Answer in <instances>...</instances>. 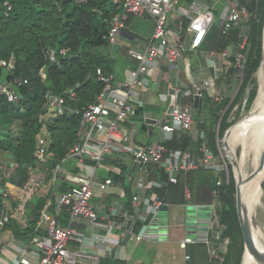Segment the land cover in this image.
Wrapping results in <instances>:
<instances>
[{
  "label": "built area",
  "instance_id": "1",
  "mask_svg": "<svg viewBox=\"0 0 264 264\" xmlns=\"http://www.w3.org/2000/svg\"><path fill=\"white\" fill-rule=\"evenodd\" d=\"M198 1L194 0L191 7L184 11L178 6L180 0H113L119 9L112 15L107 30L103 34V38L110 44L118 41L127 28V21L131 14L152 15L155 20L153 33L143 50L133 47L128 49L127 54L135 64L129 69L128 77L121 85L115 84L114 75L105 71L102 66L96 68L95 74L103 84L102 89L96 99L82 106L81 110L73 108L70 103L78 99L80 82L68 88L65 94L49 92L46 95L45 107L40 113V126L36 134L37 162L29 167L28 180L17 188L18 195L15 206L9 209L6 202L0 206V229H4L12 220H17L27 227L29 224L28 205L42 191L46 176L48 175L47 179L56 185L59 174L66 170L67 161L73 158L81 162L91 160L98 166L102 159L127 161L128 154L132 153L133 159L136 161L138 186L134 187L131 207L125 201L117 200L109 205L108 213H101L94 201L96 190L107 191L114 185L115 179L113 176H107L98 180L94 171L82 182L55 195V211L50 209L53 199H49L37 219V231L30 238L31 246L20 247L9 264H100L99 253L92 251L91 247L97 248L98 244L106 241L113 231L124 227L125 236L128 239L143 238V233L135 234L133 231L136 221L140 219L146 222L150 215L159 213L165 206V195L157 190V188H162L164 183L152 177L154 169L163 170L173 180L179 171L206 168L219 174L217 184L226 182L227 164L224 158L210 146L204 131L201 135L199 152L181 149L169 150L162 140H154L139 145V148L133 153L137 146L133 145L132 141L139 127L137 125L127 126L129 120L139 115L140 108L144 106V100L138 95V92L149 86L153 68L159 66L162 60L178 62L185 57L189 50L203 47L202 40L214 21V13L206 6L204 10L202 7V11L201 9L195 10L197 15L194 17L189 10L197 8L196 2ZM4 5L7 9L12 8V4L7 0ZM174 10L180 11L182 16L190 21L187 25L181 21L176 29L171 30L169 19ZM204 11L212 13V16L203 37L199 42H196L198 30L194 24ZM248 15L247 8L238 5L233 0L221 23V30L228 33ZM204 20H206L205 17L201 21ZM242 47H244V43ZM231 50L232 47L224 50L221 54L229 55ZM66 53V48L59 50L51 48L48 50V60L59 63L60 56L66 55ZM211 53L215 54L216 51L212 50ZM243 63L242 59L240 62L237 61L239 67ZM212 65L216 67L213 60ZM15 66L14 55L9 58H0V67L13 70ZM27 82V78L0 81V95H6L9 101L15 102L21 95L18 87ZM214 83V75L205 78L203 82H196L192 88L186 89L183 96L194 97L199 90L202 92L206 90L214 101L219 102L222 100V96L215 93ZM169 104L172 109L167 107L164 118L158 123L164 140L170 139L180 132H189L194 124L191 104L178 102L177 95L174 93L170 97ZM74 111L80 112L75 141L67 147L65 154L57 159L51 127ZM143 115L144 118L149 116L146 113ZM4 151L5 154H8V151ZM0 163V188L3 187L6 190L11 185L9 177L17 163L11 158L3 159ZM146 184V187L154 189L142 193L141 189ZM187 197H191L190 191H187ZM63 209L70 213V220L67 224H62L59 219V214ZM211 213L215 215L212 222L219 225L220 220L214 205H212ZM82 219L88 222V231H80L74 226L75 221ZM98 226L105 227L104 236L96 233L95 229ZM196 239L186 236L180 241V246L186 248L188 243L195 242ZM73 242H76L78 247H71L70 244ZM218 253L214 248L212 250L213 258H218ZM223 260L218 258L214 264H223Z\"/></svg>",
  "mask_w": 264,
  "mask_h": 264
},
{
  "label": "trees",
  "instance_id": "2",
  "mask_svg": "<svg viewBox=\"0 0 264 264\" xmlns=\"http://www.w3.org/2000/svg\"><path fill=\"white\" fill-rule=\"evenodd\" d=\"M5 1L0 0V58H9L14 55L16 66L13 70L0 67V81L27 78L28 82L18 87L22 97L20 96L15 102L9 101L6 95H0V150L8 151L10 158L17 163L9 180L16 186H21L30 176L29 167L37 162L36 134L40 126L39 116L45 107L47 91L65 94L68 88L80 82L78 99L70 102L73 108L80 110L82 106L94 101L101 91L103 84L97 79L95 72L98 66H102L108 72L105 65L109 63V59L98 51V47L110 44L103 38V34L107 30L112 15L119 7L113 0H7L12 4V8L7 9L4 5ZM234 1L240 6H245L249 12V19L246 22L249 30L246 33L247 40L244 45L246 49L244 62L250 65L246 75L247 81L252 79L262 61L257 15L264 12V0ZM131 16L133 14L129 16L127 23ZM189 21L185 18V25ZM240 24L231 28L228 33H224L218 24L213 23L206 32L202 45L217 52L236 45V36L241 35ZM231 41H234L233 44ZM51 48L67 49L66 55L60 56L59 63L48 60L47 54ZM90 48L93 50H89ZM237 58L236 51L231 50L229 59L236 63ZM235 70L236 67H233V71ZM244 89L245 86L239 89L235 100L242 96ZM204 94L210 102L211 115L206 136L210 146L218 153L216 123L221 106L209 98L207 92L203 91ZM141 112L142 108L139 113ZM79 116L80 112L74 111L52 125L57 159L61 158L67 147L75 141ZM15 121H20L21 126V134L17 138L13 136L14 131L7 129ZM230 124L227 117L221 120L218 131L220 136L224 135ZM162 142L169 150L193 151L189 133L175 135ZM201 169L206 168L195 170ZM206 170L213 172L210 169ZM184 177L186 178V175L182 174L180 177L182 181ZM159 179L164 183L162 188H157L162 195H165L166 191H179L184 186L181 180L179 183L171 180L166 172L161 173ZM122 184L125 187L128 206L131 207L133 197L131 184L125 181ZM219 188L224 194L223 210H220L222 214L219 213L221 237L230 239L228 255L224 257L223 264H242L243 246L237 260L233 262L235 245L231 235V221L227 217L228 213L238 216L234 200L235 180L233 179L229 185L223 183L221 187L217 185V180L198 182L191 199L200 204L211 203L216 198ZM62 190L65 188L62 187ZM46 202L47 197L37 195L29 203L28 215L31 226L23 232L17 226L19 235L26 237L35 232L34 222L41 215ZM61 214L63 219L67 220L69 214L65 209Z\"/></svg>",
  "mask_w": 264,
  "mask_h": 264
},
{
  "label": "crops",
  "instance_id": "3",
  "mask_svg": "<svg viewBox=\"0 0 264 264\" xmlns=\"http://www.w3.org/2000/svg\"><path fill=\"white\" fill-rule=\"evenodd\" d=\"M200 1L201 0L196 2L198 8H201L202 3ZM220 1L225 2V8L222 12H219L218 15L213 11V23L218 24L221 28V23L228 12L227 0H211V2L206 0L205 5L207 8L214 9L213 7ZM193 3L194 0H181L179 7L181 10L185 11L188 10L187 7L190 8ZM179 12L180 11L174 12L170 15L169 25L171 30L176 29L181 21L185 22L184 16ZM210 15V13L204 11L200 19L195 22L201 21L204 17L205 19L210 20ZM154 25V17L150 14L133 15L130 17L129 23H127V30H124L118 41L116 43L105 45L106 47L104 50L107 51L105 55L109 59V63H106L105 67L108 72L114 75L115 84L121 85L128 77L129 69L135 64L134 60L127 54L128 49L133 47L143 50L147 40L153 33ZM241 27L242 24L239 27L240 30ZM240 32H242V30ZM231 42L233 44L234 41ZM230 47L231 46L228 48ZM212 50L214 49H210L207 46L199 47L195 50H189L185 57L178 62L162 60L159 66L153 68L149 86L138 92V95L144 100L142 112L127 123V126L137 125L139 127L132 141L133 145H143L154 141L155 139L164 140L161 130L156 135V128L159 126V120L164 118L167 107H170L169 101L173 93L177 95L178 101L181 92L180 102L185 101L191 104L193 109L195 108L193 105L194 97L186 98L183 96V93L186 89L192 88L194 83H201L205 78L214 75V87L217 86L218 89H222L219 90L220 92L227 91L231 80H233L235 75L239 72V65L237 62L233 63L229 59L231 52L229 55L223 56L221 54L223 51H216L215 54H212ZM117 56H120L123 61H116ZM212 60L215 61L216 67L212 65ZM233 67H236L235 71H233ZM223 81H225V84L222 83ZM204 91L207 92L206 90ZM209 98L212 99L211 96ZM225 98L228 97L222 95V100ZM158 104H161L163 109V114L160 119L158 118V111L155 109ZM209 108L210 102L208 97L204 94L202 107L195 108L193 128L189 132H180L177 134V136L182 133H189L191 135L192 150L194 152H199L202 132L204 131L206 134V128H208L211 123ZM144 113L149 114L148 117H153L158 120L156 128L151 133L148 129L142 128V122L145 120ZM128 156L129 158L127 161L121 162L108 158L105 159V163L101 162L98 166H96V163L91 160L81 162L78 159H69L66 163V170L59 174L56 185H53L47 179V175L45 185L38 195L47 197L45 206L48 204L49 199L52 198L53 203L51 204L50 209L55 211L53 196L55 197L58 192L63 191L62 187L67 189L75 186L85 180L94 171L97 174L98 180L107 176H113L115 172H119L123 174L122 181L115 180L114 185L107 191L102 192L96 190L94 196V201L97 203V209L101 213L106 214L108 213L109 205L117 200H123L127 203L125 187L122 182L125 181L126 183L131 184L132 194L134 193V187L136 188L138 186L136 180V167L130 174H126L129 165L134 160L132 153H129ZM3 159H6L5 151L0 150V162ZM163 172V170L154 169L151 175L152 177L159 179L160 174ZM181 175V173L177 174L173 180L179 183ZM186 180V178L183 181L181 180L184 182V186L181 190L166 191L164 196L165 206L162 208L163 210L161 209L162 211L160 210L163 218L159 220L158 217H155L157 216V213L155 215H150L146 222L140 219L136 221L133 226V231L135 234L143 233V238L139 240L128 239L125 236V228L121 227L120 229L113 231L106 241L104 240L100 242L97 248L91 247L92 251H97L99 253L100 264H214L215 260L212 256V250L216 248L217 251L220 252L222 249L221 223L218 225L211 220L205 239H200L201 233L196 226L194 230L197 235L196 241L188 243L186 248L180 246V241L186 236H189V226L186 219L189 211L188 207L191 205H206L196 203L191 197H187V191H190V187ZM146 186L147 184L141 189L142 193L146 190L150 192L154 189ZM18 187L19 186L11 183L6 190H4L3 187L0 188V206H2V203L4 202L8 204L9 209H12L15 206L17 202ZM213 201L207 204L214 205L219 216V210ZM66 212L69 214L67 220L63 219L61 213L59 214V219L60 221L62 220V224H67L70 220V213L67 210ZM27 217L29 223L27 227H24V225L17 220H12L5 227L6 229H0V264H9L20 247L31 246L30 234L24 237L19 235L16 230L17 226L20 228L21 232L29 229L31 222L28 213ZM38 218H36L34 222L35 232L37 231L36 224ZM74 226L80 231H88L89 228L88 222L84 219L75 221ZM95 231L100 236H104L106 233V229L103 226H98ZM3 232H6L5 239H3ZM206 239L209 241H205ZM70 246L78 247L76 242L71 243ZM187 255H189V257H187Z\"/></svg>",
  "mask_w": 264,
  "mask_h": 264
},
{
  "label": "rangeland",
  "instance_id": "4",
  "mask_svg": "<svg viewBox=\"0 0 264 264\" xmlns=\"http://www.w3.org/2000/svg\"><path fill=\"white\" fill-rule=\"evenodd\" d=\"M211 2V0H207ZM214 1V0H213ZM201 8H193L194 10H189V12L194 15V17L197 15L195 10L201 9L202 7L203 10L206 9V0H201L200 1ZM233 2V0H227L228 6ZM204 3V4H203ZM180 4H178L179 6ZM189 9V7H187ZM186 8V9H187ZM214 9H211L215 13L222 12L225 8V2L220 1L219 3L216 4V6L213 7ZM178 12L177 10H174L171 12ZM180 13V12H179ZM249 19V16H246L243 18L242 22V27H241V35L236 36V45H232V50L236 51L238 54L239 60L238 62L244 60L246 58L245 56V48L242 47V44L247 40L245 38L247 31L249 30V26L247 25V20ZM257 22L259 23L258 25V38L260 41V46H261V57L262 61L264 59V12L259 13L257 15ZM198 22V21H197ZM196 23V22H195ZM241 25V24H240ZM106 46H100L98 47V51L106 54L107 51L104 50ZM89 50H93L90 48ZM118 55V54H114ZM123 61L120 56H117L116 61ZM261 61V64L257 71L253 74L252 79L246 81V75L247 72L250 70V65H247L245 62L243 63L242 66L239 67V72L235 75V78L231 80L230 86L228 87L226 92H220L217 86L215 87V93H218L220 96L224 95L225 100L223 102H217L219 106H221L220 110L218 111V120H217V127H216V141H217V151L221 157L224 158L226 164H227V169L228 172L226 173V185L231 184V181L234 179L235 184H236V191L234 193V200H235V206L236 210L238 213V207H237V190H238V179L237 176L235 175V170H234V163L236 160V163L239 165L240 168H242L245 172H252L254 170V165L253 161L254 158L257 156V158L261 161L262 156L264 155V142L260 140L259 138L256 139V133H246V134H239L238 139H231L230 140V146H231V151L234 152L235 155V160L232 158V156L229 154V151L226 148V145L224 143V135L220 136L218 131L219 127L221 124V120L224 117H227V121L230 122V126H233L235 123L240 121L244 116H246L253 107H255L256 102L260 96H264V89L262 88V76L264 75V62ZM262 65V66H261ZM150 77H152V73L150 74ZM225 84V81L222 82ZM244 93L238 100H235L236 95L241 87H244ZM218 89V90H217ZM51 92V90L47 91L46 95ZM156 111H158V118L160 119L162 116V106L161 104H158L155 107ZM195 108L192 109L193 115L195 112ZM195 116V115H194ZM10 128L9 130L14 131L13 136L15 138L19 137L21 134V126H20V121H15L12 123L10 126L7 127V129ZM228 128V129H229ZM160 131V126L156 128V135ZM156 140V139H155ZM254 140V141H253ZM7 159H10L9 154H5ZM261 158V159H260ZM184 174L186 175V181L190 184V191L193 192L195 190L196 184L199 182L203 181H211V180H218L219 174L215 171H209L206 169H201V170H182L179 171L178 174ZM225 177V175H224ZM190 179V180H189ZM259 183V187L257 190L256 195L254 196L253 199L250 200L249 204L246 202V208H248L251 212V216L254 219V221L261 227L263 233H264V177ZM219 187H221L223 184H217ZM239 187L241 189V185L239 183ZM223 192L219 188L217 191V196L214 199V203L216 204L217 208L220 210H223ZM222 214V213H221ZM227 217L231 221V235L232 238L234 239V258L233 262H235L238 258V253L243 246V255L242 257L245 258V253H246V239L245 237L247 236L246 231L244 230L242 221L240 216H235L231 213L227 214ZM6 229V228H5ZM5 231V230H4ZM6 238V232H3V239ZM229 237H224L221 239V250L218 253V258L224 259L226 255H228V250H229ZM217 257H214V260H218ZM232 264V263H231ZM244 264V259L243 263Z\"/></svg>",
  "mask_w": 264,
  "mask_h": 264
},
{
  "label": "bare ground",
  "instance_id": "5",
  "mask_svg": "<svg viewBox=\"0 0 264 264\" xmlns=\"http://www.w3.org/2000/svg\"><path fill=\"white\" fill-rule=\"evenodd\" d=\"M261 82L263 86L262 88L264 89V75L262 76ZM252 132L256 133V139L259 138L262 142H264V96H260L258 98L255 107H253L251 111L244 116V118L229 128L225 138L227 143L226 148L234 160L235 155L234 152L231 151L230 140L238 139L239 134H251ZM253 165L254 170L248 173L240 168L235 160L234 170L241 185L240 190L243 207L245 208L246 216L250 221L252 228V234H248L247 238L245 237L247 248L245 258H243L244 264H263L264 233L261 227L252 218L250 210L246 208V202L249 204L250 200L254 198L257 193L259 183H261L260 181L264 177V155L262 156L261 161L256 156L254 158Z\"/></svg>",
  "mask_w": 264,
  "mask_h": 264
},
{
  "label": "water",
  "instance_id": "6",
  "mask_svg": "<svg viewBox=\"0 0 264 264\" xmlns=\"http://www.w3.org/2000/svg\"><path fill=\"white\" fill-rule=\"evenodd\" d=\"M210 18L212 16V13H210ZM209 20H204V21H198L194 24V27L198 30V33L196 35L195 41L199 42L201 40V38L203 37L207 24H208ZM264 62V59L263 61ZM22 97V94L20 95ZM178 101H181V92L180 95L178 97ZM194 107L195 108H200L203 105V94H202V90H199L198 92L195 93L194 96ZM170 110L172 109V106H170L169 108ZM157 119L153 118V117H146L145 120L142 122V128L143 129H148L149 132H153V130L156 128V123H157ZM229 129H227L224 133V143L225 145L226 143V135L228 133ZM139 148V145L136 147L135 151L133 153L136 152V150ZM105 159H102L101 162L105 163ZM136 167V161L133 160L131 162V164L128 167V170L126 172V174H130L131 171H133ZM113 178L116 181H122L123 180V174L119 173V172H115L113 175ZM237 207H238V215L241 218L244 230L246 231L247 235L248 234H252V228L250 225V221L248 220L247 216H246V211L245 208L243 207V203H242V197H241V190L239 188V182H238V190H237ZM163 210V209H162ZM161 210V211H162ZM188 214H187V223L189 226V231H188V235L197 238L196 233L194 232L195 227L197 226L200 230L201 233V237L200 239H205L208 233V229H209V225H210V221L213 220L215 218V215H213L211 213L212 210V205L211 204H206V205H191L188 207ZM161 212L157 214L158 219L160 220L161 218H163L161 216ZM193 228V229H190ZM247 238V236H246ZM243 263V262H242ZM264 264V261H263Z\"/></svg>",
  "mask_w": 264,
  "mask_h": 264
}]
</instances>
